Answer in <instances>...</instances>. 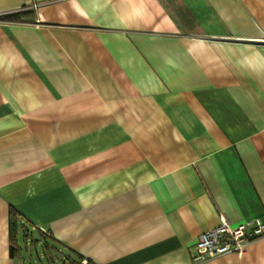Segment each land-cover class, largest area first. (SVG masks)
Returning <instances> with one entry per match:
<instances>
[{"label": "crops", "instance_id": "obj_1", "mask_svg": "<svg viewBox=\"0 0 264 264\" xmlns=\"http://www.w3.org/2000/svg\"><path fill=\"white\" fill-rule=\"evenodd\" d=\"M255 217L264 0H0V264H29L21 239L89 264H264V236L190 255Z\"/></svg>", "mask_w": 264, "mask_h": 264}, {"label": "built area", "instance_id": "obj_2", "mask_svg": "<svg viewBox=\"0 0 264 264\" xmlns=\"http://www.w3.org/2000/svg\"><path fill=\"white\" fill-rule=\"evenodd\" d=\"M41 232L49 235L44 227ZM264 236V220L259 217L230 224L224 218L219 223L199 233L190 250L193 262H201L208 258L225 253L242 254L251 240ZM59 264H89L86 258L71 259L62 255Z\"/></svg>", "mask_w": 264, "mask_h": 264}, {"label": "rangeland", "instance_id": "obj_3", "mask_svg": "<svg viewBox=\"0 0 264 264\" xmlns=\"http://www.w3.org/2000/svg\"><path fill=\"white\" fill-rule=\"evenodd\" d=\"M34 238L38 239L36 232H32ZM30 238V237H29ZM33 238V239H34ZM38 241L32 240V242L25 243L21 239V248L28 257L29 264H59L61 254L47 250L43 243H37Z\"/></svg>", "mask_w": 264, "mask_h": 264}, {"label": "trees", "instance_id": "obj_4", "mask_svg": "<svg viewBox=\"0 0 264 264\" xmlns=\"http://www.w3.org/2000/svg\"><path fill=\"white\" fill-rule=\"evenodd\" d=\"M9 223H10V238H11V254L14 255V245L16 244V213L14 212V210H10V215H9Z\"/></svg>", "mask_w": 264, "mask_h": 264}]
</instances>
